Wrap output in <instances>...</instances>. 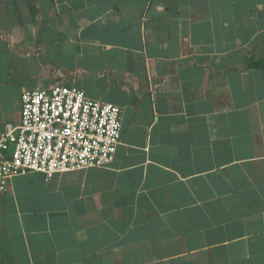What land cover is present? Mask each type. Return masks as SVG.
I'll return each mask as SVG.
<instances>
[{"label":"crops","instance_id":"obj_1","mask_svg":"<svg viewBox=\"0 0 264 264\" xmlns=\"http://www.w3.org/2000/svg\"><path fill=\"white\" fill-rule=\"evenodd\" d=\"M264 0H0V131L53 84L120 108L112 162L0 190V264H264Z\"/></svg>","mask_w":264,"mask_h":264},{"label":"built area","instance_id":"obj_2","mask_svg":"<svg viewBox=\"0 0 264 264\" xmlns=\"http://www.w3.org/2000/svg\"><path fill=\"white\" fill-rule=\"evenodd\" d=\"M120 108L64 84L24 90L20 120L0 131V190L28 171L55 172L112 162L120 143Z\"/></svg>","mask_w":264,"mask_h":264},{"label":"trees","instance_id":"obj_3","mask_svg":"<svg viewBox=\"0 0 264 264\" xmlns=\"http://www.w3.org/2000/svg\"><path fill=\"white\" fill-rule=\"evenodd\" d=\"M255 66L264 67V64L262 62H255L253 63Z\"/></svg>","mask_w":264,"mask_h":264}]
</instances>
